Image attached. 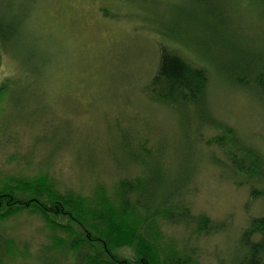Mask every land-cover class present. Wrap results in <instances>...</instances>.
Returning a JSON list of instances; mask_svg holds the SVG:
<instances>
[{
    "label": "rangeland",
    "instance_id": "obj_1",
    "mask_svg": "<svg viewBox=\"0 0 264 264\" xmlns=\"http://www.w3.org/2000/svg\"><path fill=\"white\" fill-rule=\"evenodd\" d=\"M221 4L235 17L233 25L247 27L249 36L261 40L255 47H263L264 0ZM0 17L10 19L17 31L11 45L0 43V85L6 79L22 81L15 107L29 123L14 119L11 129L18 138L0 145V176L43 171L60 190L91 195L97 185L112 186L119 162H126L114 141L117 127H123L152 147L149 164L155 172L179 170L178 181L192 174L194 190L186 200L195 214L225 223L209 236L183 227L166 228V234L180 245L185 239L201 264H230L240 252L248 218L264 214V200H252L248 187L226 178L228 168L211 159L224 158L206 144L217 131L203 128L197 135L200 122H187V112L155 104L143 92L157 68L159 45L167 44L208 66L212 116L264 152V99L214 73L233 55L212 32L205 10L190 0H0ZM39 116H44L40 124H30ZM160 146L164 156L159 158ZM2 227L20 252L7 264H38L40 249L51 244L53 232L38 216L25 213Z\"/></svg>",
    "mask_w": 264,
    "mask_h": 264
},
{
    "label": "trees",
    "instance_id": "obj_2",
    "mask_svg": "<svg viewBox=\"0 0 264 264\" xmlns=\"http://www.w3.org/2000/svg\"><path fill=\"white\" fill-rule=\"evenodd\" d=\"M190 1L212 18V32L233 55L214 73H219L218 77L230 86L256 91L264 99V46L255 47L261 40L249 36L247 27L233 25L235 17L225 12L222 0ZM15 34L11 20L0 17V43L11 45ZM18 82L22 81L6 79L0 85V145L17 141L11 126L16 119L24 120L15 107L16 98L23 95L17 89ZM210 84L207 65L195 64L163 43L159 45L157 68L143 92L155 104L187 112V122H200L197 135L203 128L217 131L206 144L217 148L224 158L215 154L211 159L228 168L226 178L239 187H248L252 200H264V152L246 143L233 126L212 116ZM7 104L10 112H5ZM44 116L30 124H40ZM51 122L44 121L55 124ZM184 125L188 128V123ZM114 141L118 143L120 158L125 157L126 162H119L112 186L97 185L91 195L80 190H60L52 176L43 171L28 176H0L1 264H7L15 252L20 255L14 239L4 236L2 226L25 213L40 217L53 232L51 244L37 254L38 264H201L185 239L180 245L165 231L183 227L197 236H209L225 227L224 222L192 211L186 200L194 190L192 174L178 181L175 178L179 177V170L175 175L155 172L149 164L154 156L152 147L123 127H117ZM135 141L137 150L131 146ZM157 152L159 158L164 156L163 150ZM165 180L169 181V189ZM238 246L240 252L230 264H264V214L248 218Z\"/></svg>",
    "mask_w": 264,
    "mask_h": 264
}]
</instances>
